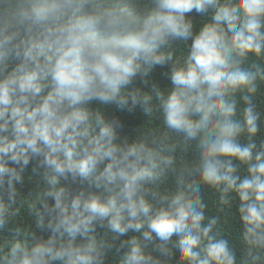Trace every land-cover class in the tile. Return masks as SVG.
Instances as JSON below:
<instances>
[{
  "label": "clouds",
  "instance_id": "obj_1",
  "mask_svg": "<svg viewBox=\"0 0 264 264\" xmlns=\"http://www.w3.org/2000/svg\"><path fill=\"white\" fill-rule=\"evenodd\" d=\"M0 264H264V0H0Z\"/></svg>",
  "mask_w": 264,
  "mask_h": 264
},
{
  "label": "trees",
  "instance_id": "obj_2",
  "mask_svg": "<svg viewBox=\"0 0 264 264\" xmlns=\"http://www.w3.org/2000/svg\"><path fill=\"white\" fill-rule=\"evenodd\" d=\"M160 71H162V70L161 69H157L156 70L157 77H159ZM160 82L162 84L163 83H167L166 81H163V80H161ZM112 111L115 112L114 109H112ZM116 114L125 122V124H126L125 131L128 132V133H130L131 132V129L133 127L137 126L140 123L141 119H142V117L140 116L139 112H137L134 115H129V114L124 113V112H120V113H116ZM205 191L207 193V190H205ZM207 195L210 196L211 193H207Z\"/></svg>",
  "mask_w": 264,
  "mask_h": 264
}]
</instances>
